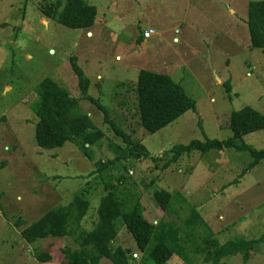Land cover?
<instances>
[{"label": "rangeland", "instance_id": "374dc122", "mask_svg": "<svg viewBox=\"0 0 264 264\" xmlns=\"http://www.w3.org/2000/svg\"><path fill=\"white\" fill-rule=\"evenodd\" d=\"M37 1L0 0V264H62V250L76 248L72 239L28 244L22 231L80 191L89 203L82 227L91 229L105 186L117 185L118 177L124 183L119 189L140 197L156 220L173 223L182 237L191 233L186 222L192 215L197 219L193 237H184L181 252L167 264H211L205 253L193 250L204 246L209 235L219 244L262 237L264 158L246 169L254 159L249 151L191 152L176 163L164 153L191 141L227 140L233 111L250 107L264 116V52L249 49L245 24L248 3L261 0H84L96 8L93 27L87 30L43 17ZM145 26L156 33L148 40L140 38ZM71 58L89 82L85 95L90 99H83ZM142 69L168 75L195 101V111L156 133L145 131L134 93ZM44 79L78 99L79 112L102 132L95 146L36 145L34 89ZM112 124L140 142L147 156L98 172L96 161L114 160V147L127 145ZM242 142L264 150V130ZM159 189L170 195L169 213L152 197ZM114 226L113 247L129 248L131 264H144L145 256L136 250L122 219ZM37 252L55 260L39 263ZM219 264H264V241L247 261L237 255Z\"/></svg>", "mask_w": 264, "mask_h": 264}, {"label": "trees", "instance_id": "16d2710c", "mask_svg": "<svg viewBox=\"0 0 264 264\" xmlns=\"http://www.w3.org/2000/svg\"><path fill=\"white\" fill-rule=\"evenodd\" d=\"M34 2V0H25ZM40 14L60 25L71 29H90L95 20L96 8L84 0H39L35 2ZM245 24L249 34V49L264 52V0L251 1L247 5ZM142 38V37H141ZM73 72L78 79L83 99H90L86 94L89 82L77 66L75 58L70 60ZM229 91V85L226 86ZM136 111L140 126L149 133H156L169 126L186 112L195 111V101L184 92L183 88L172 81L166 74L149 70H140L134 87ZM36 102L33 108L37 118L34 129L35 143L43 149L61 148L65 143H72L77 149L94 144L103 136L93 128L87 114L79 111L78 99L51 79H44L34 89ZM228 128L232 135L227 140L191 141L187 145H177L165 150L171 154V163H176L184 154L198 152L205 154L210 150L249 151L253 162L246 169L255 166L264 158V150L256 151L242 142L250 133L264 130V116L250 107L233 111L228 119ZM117 136L122 138L126 147L115 146L117 157L108 161H96L98 172L109 169L115 164L129 159L139 160L147 156L140 142H132L129 136L112 124ZM89 149V147H88ZM91 160V154L82 151ZM168 165V164H166ZM165 165V166H166ZM124 169V166H122ZM123 177L117 178V185L105 186L106 194L100 198L96 210V221L89 230L82 227L89 203L82 198L83 192L74 195L64 206L56 207L44 213L37 221L22 231V237L28 244L45 239H72L76 248L62 250V264H131L132 252L129 248L113 247L117 237L114 221L121 218L136 250L145 257L144 264H167L180 253L184 237H193L197 219L187 221L191 233L184 232L183 237L173 223L156 220L142 204L141 198L119 189ZM152 197L163 212H171L170 195L165 190L153 191ZM264 241V235L257 240L237 239L219 244L211 235L203 239L204 246L195 245L194 252L205 253L204 260L219 264L224 258L240 255L243 261L249 259L250 252ZM39 263H52L55 258L47 252H37Z\"/></svg>", "mask_w": 264, "mask_h": 264}, {"label": "built area", "instance_id": "2783aa9c", "mask_svg": "<svg viewBox=\"0 0 264 264\" xmlns=\"http://www.w3.org/2000/svg\"><path fill=\"white\" fill-rule=\"evenodd\" d=\"M156 33L152 28H147L142 32V37L144 40L150 39L152 36H154Z\"/></svg>", "mask_w": 264, "mask_h": 264}, {"label": "crops", "instance_id": "0c3cea01", "mask_svg": "<svg viewBox=\"0 0 264 264\" xmlns=\"http://www.w3.org/2000/svg\"><path fill=\"white\" fill-rule=\"evenodd\" d=\"M93 27V26H92ZM147 28H152L154 31H155V29L153 28V27H150V26H145V27H143V29H142V32L145 30V29H147ZM142 37V33H140V38ZM143 38V37H142ZM175 41H176V39H174Z\"/></svg>", "mask_w": 264, "mask_h": 264}]
</instances>
